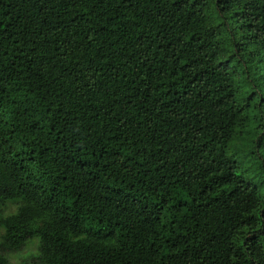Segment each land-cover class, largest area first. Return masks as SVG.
<instances>
[{"label": "trees", "instance_id": "16d2710c", "mask_svg": "<svg viewBox=\"0 0 264 264\" xmlns=\"http://www.w3.org/2000/svg\"><path fill=\"white\" fill-rule=\"evenodd\" d=\"M0 229V264H264V0H0Z\"/></svg>", "mask_w": 264, "mask_h": 264}, {"label": "rangeland", "instance_id": "374dc122", "mask_svg": "<svg viewBox=\"0 0 264 264\" xmlns=\"http://www.w3.org/2000/svg\"><path fill=\"white\" fill-rule=\"evenodd\" d=\"M18 201V200H16ZM17 204H9L5 208V213H13L17 210ZM2 230L0 229V239ZM39 253V240L37 238L32 239L21 251L19 252H9L7 256L11 264H31L35 257Z\"/></svg>", "mask_w": 264, "mask_h": 264}]
</instances>
